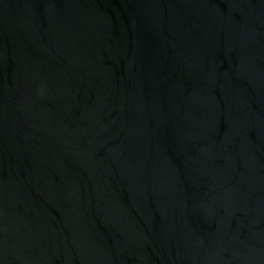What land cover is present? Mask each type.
Here are the masks:
<instances>
[{
	"label": "water",
	"instance_id": "obj_1",
	"mask_svg": "<svg viewBox=\"0 0 264 264\" xmlns=\"http://www.w3.org/2000/svg\"><path fill=\"white\" fill-rule=\"evenodd\" d=\"M0 264H264V0H0Z\"/></svg>",
	"mask_w": 264,
	"mask_h": 264
}]
</instances>
